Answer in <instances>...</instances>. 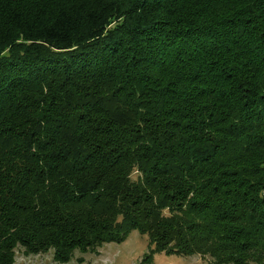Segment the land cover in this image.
I'll return each mask as SVG.
<instances>
[{
    "label": "trees",
    "instance_id": "obj_1",
    "mask_svg": "<svg viewBox=\"0 0 264 264\" xmlns=\"http://www.w3.org/2000/svg\"><path fill=\"white\" fill-rule=\"evenodd\" d=\"M133 231L264 264V0H0V264Z\"/></svg>",
    "mask_w": 264,
    "mask_h": 264
},
{
    "label": "rangeland",
    "instance_id": "obj_2",
    "mask_svg": "<svg viewBox=\"0 0 264 264\" xmlns=\"http://www.w3.org/2000/svg\"><path fill=\"white\" fill-rule=\"evenodd\" d=\"M148 237L133 231L129 239L118 244L107 243L98 249V252L81 253L75 251V256L68 263L57 262L53 259V252L26 255L22 247L17 250L15 264H139L144 252H148ZM83 257L84 261L79 262L78 258ZM156 264H215L210 257L202 255L171 256L158 252L155 255Z\"/></svg>",
    "mask_w": 264,
    "mask_h": 264
}]
</instances>
